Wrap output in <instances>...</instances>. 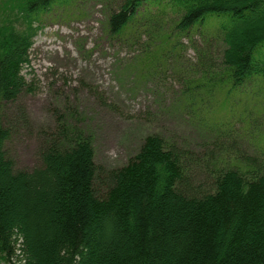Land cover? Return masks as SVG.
I'll list each match as a JSON object with an SVG mask.
<instances>
[{
	"label": "trees",
	"instance_id": "obj_1",
	"mask_svg": "<svg viewBox=\"0 0 264 264\" xmlns=\"http://www.w3.org/2000/svg\"><path fill=\"white\" fill-rule=\"evenodd\" d=\"M71 1L0 0V259L14 264L19 249L24 264H264V171L254 165L221 169L213 191L191 194L179 148L151 134L99 195L94 139L63 122L45 137L39 166L15 169L2 104L26 87L43 14ZM170 12L180 32L219 20L234 87L264 80V0H123L108 33L153 36Z\"/></svg>",
	"mask_w": 264,
	"mask_h": 264
},
{
	"label": "rangeland",
	"instance_id": "obj_2",
	"mask_svg": "<svg viewBox=\"0 0 264 264\" xmlns=\"http://www.w3.org/2000/svg\"><path fill=\"white\" fill-rule=\"evenodd\" d=\"M122 2L73 0L43 14L23 68L26 87L2 104L15 169L39 166L45 137L70 122L94 139L99 195L112 185L109 173L151 134L179 148L191 194L213 191L221 169L264 171V80L253 74L232 85L219 20L208 17L180 32L170 12L153 36L114 38L107 21ZM13 262L24 264L19 249Z\"/></svg>",
	"mask_w": 264,
	"mask_h": 264
}]
</instances>
